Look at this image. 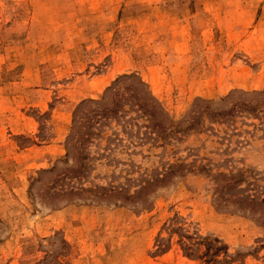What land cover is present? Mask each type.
I'll return each mask as SVG.
<instances>
[{"label": "rangeland", "instance_id": "rangeland-1", "mask_svg": "<svg viewBox=\"0 0 264 264\" xmlns=\"http://www.w3.org/2000/svg\"><path fill=\"white\" fill-rule=\"evenodd\" d=\"M125 74L175 121L167 139L127 118L73 150L76 109ZM263 91L264 0H0V256L203 264L205 245L186 255L171 232L185 224L228 264H264V210L237 204L264 192ZM175 163L186 167L157 182ZM64 209L65 222L49 217Z\"/></svg>", "mask_w": 264, "mask_h": 264}, {"label": "trees", "instance_id": "trees-1", "mask_svg": "<svg viewBox=\"0 0 264 264\" xmlns=\"http://www.w3.org/2000/svg\"><path fill=\"white\" fill-rule=\"evenodd\" d=\"M259 97H262L256 104L255 108L259 104H264V91L258 92ZM252 109V110H253ZM133 110H135L134 117L131 116ZM262 113L264 116V109L258 110V115ZM128 118V119H127ZM146 119L145 122H148V125L155 132L154 140L158 142L159 140H166L167 135L169 134L168 130L175 126V121L170 117L169 113L164 109L159 100L153 95L149 85L137 74H125L120 76L111 86H109L102 97L99 100H89L83 101L82 104L76 109L73 118V133L69 137V145H73V150L78 141L83 140L86 142H92L95 136H101L102 133H95L92 129L94 124L100 123L99 126H107L108 123L120 121L127 119L125 121H136L139 119ZM88 125L87 130L82 135L79 132L80 127H85L84 124ZM103 128V127H102ZM172 132V131H171ZM177 133V132H175ZM72 148V147H71ZM71 156L70 149L68 148L66 158L64 161L67 163L68 158ZM76 157V156H75ZM85 163L82 160L78 161L77 157V167L72 170L75 173H81L85 168ZM182 167H186L184 163H175L170 165L167 169V172L161 176L160 179H157V182L164 183L167 178L171 175L176 174ZM227 175L223 176V178ZM150 183H144V185L135 192L134 194L126 195V199H133L138 193L147 191L150 187ZM106 191V188H101ZM83 191H91L85 190ZM241 191V189H240ZM73 194H77L75 191H72ZM109 195L110 197L113 196ZM104 196H108L104 194ZM246 202L245 207H249L254 212H259L264 210V192L261 195H253L252 197H242L237 198V204L239 206L243 205ZM180 220V217L176 215L172 221ZM174 226V225H172ZM171 232L178 233L179 242L181 248L186 255L196 258V255H193V252L199 251L204 247V250L198 256L199 261L203 264H228V261L225 259H219L218 254L221 250L218 239H212L207 244H204V241L210 237H201L197 232L189 233L187 225H176V227L171 228ZM184 240H187L185 242ZM162 239L158 241V250L160 253H165V246L162 244ZM216 249L214 253L212 251Z\"/></svg>", "mask_w": 264, "mask_h": 264}, {"label": "crops", "instance_id": "crops-1", "mask_svg": "<svg viewBox=\"0 0 264 264\" xmlns=\"http://www.w3.org/2000/svg\"><path fill=\"white\" fill-rule=\"evenodd\" d=\"M151 79V84H153V85H155V87H156V89H157V91L158 92H160L162 95L161 96H163L164 94H163V92H164V90L162 89V87L159 85V83H160V81H159V77L157 76V75H155V74H152V76L150 77ZM159 83H158V82ZM156 91V90H155ZM24 193H25V190L23 189L22 190V192L21 193H18L19 195H20V197H21V199H24ZM0 210H1V207H0ZM74 213V210H72V209H64V210H62V211H58L56 214H52L51 216H49L50 218H54V220L56 219V218H58L59 220H61V222H65V220H66V217H69V216H71V214H73ZM3 217V216H2ZM5 217H6V215H5ZM5 217H3V218H5ZM6 218H8V216L6 217ZM5 253H7V251H5ZM0 258H3L4 259V261L3 260H0V264H18V261L14 258V259H12V257H11V255H8V254H4V255H1L0 256Z\"/></svg>", "mask_w": 264, "mask_h": 264}]
</instances>
